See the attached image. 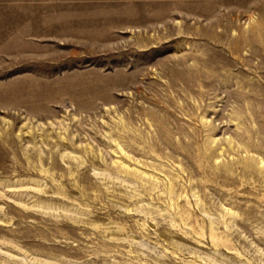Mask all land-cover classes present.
I'll use <instances>...</instances> for the list:
<instances>
[{"label":"rangeland","instance_id":"obj_1","mask_svg":"<svg viewBox=\"0 0 264 264\" xmlns=\"http://www.w3.org/2000/svg\"><path fill=\"white\" fill-rule=\"evenodd\" d=\"M0 264H264V0H0Z\"/></svg>","mask_w":264,"mask_h":264}]
</instances>
